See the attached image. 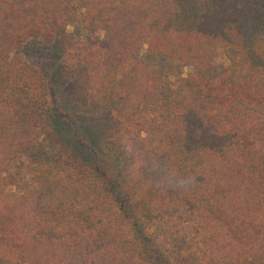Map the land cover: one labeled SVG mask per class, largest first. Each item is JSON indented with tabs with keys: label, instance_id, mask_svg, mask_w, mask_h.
Here are the masks:
<instances>
[{
	"label": "trees",
	"instance_id": "16d2710c",
	"mask_svg": "<svg viewBox=\"0 0 264 264\" xmlns=\"http://www.w3.org/2000/svg\"><path fill=\"white\" fill-rule=\"evenodd\" d=\"M0 264H264V0H0Z\"/></svg>",
	"mask_w": 264,
	"mask_h": 264
},
{
	"label": "rangeland",
	"instance_id": "374dc122",
	"mask_svg": "<svg viewBox=\"0 0 264 264\" xmlns=\"http://www.w3.org/2000/svg\"><path fill=\"white\" fill-rule=\"evenodd\" d=\"M67 31H69L72 36L77 40L81 39L83 36L85 38L94 37L97 41L102 42L104 39V35L102 32H96V31H86L84 34H82L79 31V15H77L75 22L72 25L67 26ZM51 46H42L34 42H27L24 45H22L17 52L22 56L24 60L27 62L36 65L41 66L42 68H48L49 63L54 60L55 55L52 53ZM219 56L216 59L217 69H215L213 72H211L209 75L214 76L219 72L218 67L225 63V57H224V51L218 50ZM185 74V68H182L179 70V72H174L170 78H169V88L171 90H174L178 88L179 85V78L183 77ZM108 119H110V116L107 113L103 112H97L88 116H85V121L89 122V127L91 128H101V126H105L106 123H108ZM112 166H109L108 169L112 171ZM121 168V167H120ZM12 177L11 175L7 174L4 176V183L7 185V187L11 188L12 186Z\"/></svg>",
	"mask_w": 264,
	"mask_h": 264
}]
</instances>
